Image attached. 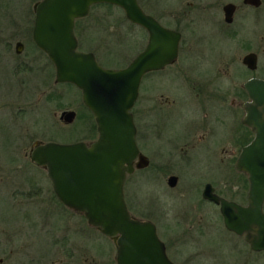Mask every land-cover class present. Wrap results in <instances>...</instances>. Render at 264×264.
<instances>
[{"label":"rangeland","instance_id":"rangeland-1","mask_svg":"<svg viewBox=\"0 0 264 264\" xmlns=\"http://www.w3.org/2000/svg\"><path fill=\"white\" fill-rule=\"evenodd\" d=\"M7 1L0 0V6L9 2L7 7L9 12L0 15V22L19 21L30 24L33 0ZM159 1L166 7L176 5L175 0ZM21 8L22 11L25 8L28 10L27 15L23 16L24 19H18L22 14ZM81 21L82 29L77 33L79 48L93 51L98 62L104 66H124L144 47L147 40V31L129 21L123 9L116 5H113L112 10L105 6L92 7ZM195 24L200 26L199 22H195L193 30L191 32L184 30L185 33L192 34L197 31ZM262 30H264V14H262ZM191 34L190 45L187 47L189 58H186V47L182 45L175 64L168 66L165 72L155 74L154 93L157 99L163 94L168 99L174 100L169 106L172 108L161 113L166 133L179 131L184 126L185 118L188 117L186 112H189L193 106V101L185 96L186 87L182 84L181 76L174 71L183 70V63L191 72L202 70L207 63L200 66L199 62H195L196 54L201 52L216 55L223 52L225 47L218 40L217 33L208 34L212 37L208 43L206 40L198 43L196 34L193 36ZM32 56L37 59L32 60ZM21 58L23 59H20L21 69L15 68L14 61L9 68L6 60H0V247L5 241H9L12 246L23 243V247H28L26 250L30 253H26L28 259L29 256L34 255V251L24 244L27 234L25 230L38 228L40 222L45 229L50 227L47 222L49 220L45 216H38L35 224L34 221H25L11 201L12 198L25 200L27 206H31L28 212L41 213L38 211L36 200L28 199L35 198L34 195L31 194L30 197L25 194L20 195L18 190L14 189L21 183L25 191H31L34 186L29 181L30 177L41 178L42 173L31 163L28 156L33 142L91 140L96 137L97 130L94 134L90 133L91 123L92 121L95 123V120L92 113V116H89L90 110L88 111L82 101L80 89L73 83L54 81L55 68L48 63L45 54L30 46L26 47ZM17 70L26 72L25 84L19 85L18 81L16 84L15 78L11 76L10 72L15 74ZM49 70L51 78L45 82L42 73ZM241 70L240 67H235V75H240ZM149 77L150 75L146 74L141 80L139 96L133 109L137 112L141 125L145 123L144 119L147 117L146 109L150 93L148 86L151 84ZM244 79L245 77L238 78L236 82ZM55 92H57L56 98H54ZM68 109L76 112L71 122H65L60 117L62 111ZM154 115L160 116L157 113ZM149 146L153 152V143ZM216 160L220 162L221 156L216 159L207 156L192 158L182 171L181 182L179 181L180 183L174 188L168 187L166 174L161 175L160 172L157 174L146 169L128 174L124 190L130 212L135 216L149 217L157 222L159 236L169 247L167 254L177 264H264V251H253L242 235L228 230L223 224L218 207L205 200L200 193L203 183L210 178L218 180L215 186L227 198L242 203L246 201L248 189L246 173L237 170L234 165L226 173V168L223 169L224 166L221 164V170ZM44 183L49 186L48 180ZM81 215V212L61 204H57L54 209L53 219L57 222L55 230L58 237H62L58 246V264L67 261H71V264H83V262L117 264L113 239L101 234ZM31 236L34 248L47 247L43 232L36 230ZM14 239L18 240L14 241ZM3 251L0 248V256H4ZM15 251L16 249L13 251V256L19 260ZM67 252L72 253L71 259H66L69 258Z\"/></svg>","mask_w":264,"mask_h":264},{"label":"water","instance_id":"water-1","mask_svg":"<svg viewBox=\"0 0 264 264\" xmlns=\"http://www.w3.org/2000/svg\"><path fill=\"white\" fill-rule=\"evenodd\" d=\"M123 9L126 18L147 31L144 47L121 67L100 64L93 51L77 49L76 18L88 14L95 3ZM33 38L47 52L58 82H70L81 91L84 105L93 114L97 135L89 142L75 140L37 142L30 159L46 168L53 190L69 208L80 211L87 222L111 237L117 264H175L151 220L134 217L125 200L126 175L147 164L138 154L132 106L144 74L160 69L178 55L180 32L160 24L137 0H39L34 4ZM244 122L254 137L244 145L236 168L248 179L245 204L227 199L205 184L202 196L219 205L224 226L242 235L253 251L264 250V79L244 83ZM75 111H62L65 122ZM176 176L169 177L173 185Z\"/></svg>","mask_w":264,"mask_h":264},{"label":"flooded vegetation","instance_id":"flooded-vegetation-1","mask_svg":"<svg viewBox=\"0 0 264 264\" xmlns=\"http://www.w3.org/2000/svg\"><path fill=\"white\" fill-rule=\"evenodd\" d=\"M38 1L39 0H33L32 2V20L30 24L19 21L0 22V60H6L9 63V68L13 61L15 62V68H20L21 60H23L21 56L25 52L26 47L30 46L33 48L35 47L38 51L45 54L48 63L54 65L47 52L36 44L32 35L35 16L34 4ZM137 1L142 9L146 13L152 15L160 24L179 31L180 40L178 55L172 62L160 69L151 70L146 73L150 75L149 81H151V84L148 86L150 90L148 95L149 103L146 109L147 117L144 119L145 123L143 125L139 123L137 112L133 111L138 97L132 106L131 110L136 126V144L139 150L134 163L139 160L140 154L145 155L148 162L145 166L135 167L131 173L136 170L141 171L148 169L153 173L159 174L160 172L161 175L166 174V184L168 187L174 188L181 182V174L186 164L196 156H207L215 159L221 156V161L218 162V160H216V164L221 170L222 164L224 166L223 169L226 168L225 170L227 173V170L232 169V165L236 167V159L242 147L249 143L254 137L253 129L243 120L246 113L244 104L249 100V95L244 83L250 78L264 79V30H262L264 0H175L176 5L172 7L162 5L159 0ZM8 5L9 2L7 5L0 6V15H6V13L9 12L7 11ZM27 12L28 10L25 8L24 11L20 12L22 13V17L20 16L18 19H24L25 17L23 16L27 15ZM87 15L79 18H84ZM195 22L200 23V26H196L195 24V30L197 31L192 34L185 33L184 30L189 32L193 30V24ZM213 33H217L218 40L225 46L222 50L223 52L216 55L198 52L194 61L199 62L200 66L207 63L203 66L204 68L202 70L197 69L191 72L186 68V64L183 63V70L174 71L181 76L182 84L186 87L185 96L187 99L193 101V106L189 110L190 113L186 112L188 117L185 118L184 126L175 133H166L164 132L161 113L163 110L167 111L171 109L172 107L170 108L169 106L174 103V100L168 99V97L163 96V94H160L159 99H157L154 93L155 74L165 72L164 70H166L168 66L175 64L180 55L182 45H185L186 58H189L187 47L190 45V34L192 36L196 34V41L198 43L205 40L208 43L212 39L208 34L213 35ZM75 35L77 37V49L81 50L79 48V40L76 32ZM32 58V60L37 59L34 58V56H32ZM235 67H240L242 69L241 74L238 76L235 75ZM10 74L15 78L16 84L17 81L19 85L25 84L26 72L24 70L15 71L16 75L13 74V72H10ZM42 74L46 79L45 82L48 81V78H51L50 70ZM146 74L143 75L142 79ZM242 77H245L243 81L236 82V79H241ZM54 81H56V79ZM54 94V98H56L57 92ZM154 113L160 114V116L155 117ZM93 139L84 141L89 144ZM37 142L43 141L36 140L33 142L31 149ZM151 143H153L154 146L152 148L153 152H151L149 146ZM31 149L28 153L29 159ZM30 161L34 166L39 168V171L42 173L41 178L30 177L29 181H31V184L34 186L31 191H25L21 183L15 186L16 188L14 189L18 190V194L20 195L25 194V196L29 197L31 194L32 196L34 195L35 198L28 199L36 200V204L39 207L38 211L41 213L31 214L28 212L31 206L28 207V203H26L25 200L12 198L13 200L11 199V201L20 211L21 218L25 221H34L33 224H35V219L38 218V216H45L49 220L45 221L49 223L48 225H50V227L49 229H45L43 223L40 222L41 224L39 223L38 228L33 230L29 228V230H25L27 234H25L26 240L24 244L28 245L34 251V255L29 256L28 259L26 258V253H30L26 250L28 247H23V243L18 246H12L9 241L3 242L0 248L4 250V256H0V264H58V246L60 241H62V237H58L57 231L55 230V224L57 222L53 219V213L57 204H61L64 207L67 206L64 205L55 194L45 166L37 165L31 159ZM204 165L207 167L209 166L208 164ZM128 174L126 175L125 182ZM172 175L176 176V180L173 185H170L168 180ZM46 180L49 182L48 187L44 183ZM216 181L218 180L208 178V180L203 183V187H200L201 195L205 184L209 183L215 193L227 198L216 188ZM23 184L25 185V183ZM204 199L213 203V205L217 206L219 209L218 204L212 200ZM237 202L241 204L246 203V201L244 203ZM70 209L74 210L72 208ZM132 215L139 219L151 220L155 224L158 233V225L154 219ZM81 216L86 219L83 214ZM41 221H43V219ZM36 230L45 234L47 240L46 248H34L31 235L32 232ZM97 230L99 231V229ZM100 233L103 234L102 232ZM65 239H68V237H65ZM17 240L18 239H14V241ZM164 243L166 252H168L169 247L166 245L165 241ZM70 248L72 251V247ZM14 249H16V254L18 253L19 260H16V257L13 256ZM67 253L69 258L66 257V259H71L73 256L72 253ZM85 258L84 256L83 259ZM21 259L25 261H20ZM173 261L177 264L175 260ZM70 262L71 261H67L64 264H71ZM83 264L88 263L83 262Z\"/></svg>","mask_w":264,"mask_h":264},{"label":"trees","instance_id":"trees-1","mask_svg":"<svg viewBox=\"0 0 264 264\" xmlns=\"http://www.w3.org/2000/svg\"><path fill=\"white\" fill-rule=\"evenodd\" d=\"M97 6H105V7H107L109 10H112V7H113V4H110V3H96V4H93L92 5V7H97ZM91 7V8H92ZM81 19L82 18H78V19H76V21H75V32H76V34L77 33H79L80 31H81V29H82V26H81V24H82V21H81ZM132 45H134V44H132ZM120 65V64H119ZM87 108V107H86ZM88 109V108H87ZM88 111H89V109H88ZM89 116L91 117L92 116V114H91V111H89ZM90 133H96V124L92 121V123H91V129H90Z\"/></svg>","mask_w":264,"mask_h":264},{"label":"bare ground","instance_id":"bare-ground-1","mask_svg":"<svg viewBox=\"0 0 264 264\" xmlns=\"http://www.w3.org/2000/svg\"><path fill=\"white\" fill-rule=\"evenodd\" d=\"M38 165V164H37ZM249 245V244H248Z\"/></svg>","mask_w":264,"mask_h":264}]
</instances>
